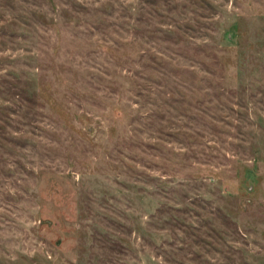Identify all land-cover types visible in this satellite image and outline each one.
<instances>
[{
    "label": "rangeland",
    "instance_id": "1",
    "mask_svg": "<svg viewBox=\"0 0 264 264\" xmlns=\"http://www.w3.org/2000/svg\"><path fill=\"white\" fill-rule=\"evenodd\" d=\"M0 264H264V0H0Z\"/></svg>",
    "mask_w": 264,
    "mask_h": 264
}]
</instances>
